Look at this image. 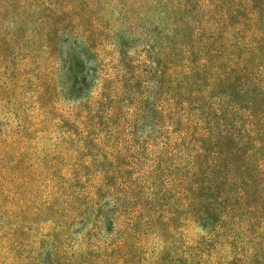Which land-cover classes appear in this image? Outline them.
<instances>
[{
    "label": "trees",
    "instance_id": "1",
    "mask_svg": "<svg viewBox=\"0 0 264 264\" xmlns=\"http://www.w3.org/2000/svg\"><path fill=\"white\" fill-rule=\"evenodd\" d=\"M155 2L171 23L164 33L150 25L133 31L142 36L135 48L143 49L144 61L128 56L125 45L117 51L126 72L118 84L130 112L128 134L117 133V93L99 97L90 127L99 132L97 147L110 149L99 178L74 216L46 234L30 238L26 220L17 227L9 251L22 258L17 264H153L142 251L150 244L163 249L158 264L166 254L171 264H264V67H252L239 51L219 60L242 27L239 5L252 16L264 13V0ZM190 33L204 53L198 64L192 58L187 87L165 65ZM193 87L202 90L192 93ZM105 130H112L107 138ZM87 226L90 248L72 255L70 240ZM100 238L103 258L94 252ZM199 241L214 260L204 257Z\"/></svg>",
    "mask_w": 264,
    "mask_h": 264
},
{
    "label": "rangeland",
    "instance_id": "2",
    "mask_svg": "<svg viewBox=\"0 0 264 264\" xmlns=\"http://www.w3.org/2000/svg\"><path fill=\"white\" fill-rule=\"evenodd\" d=\"M242 5V27L231 33L225 45L232 50H225L219 60L225 63L227 53L239 51L252 67H264V13L258 9L248 16ZM169 23L155 0H0V264L22 261L9 251L23 221L31 222L30 238L46 234L58 221L74 216L72 212L90 195L105 152H110L108 142L104 150L97 147L99 132L90 127L99 97L117 93L121 103L117 133L120 139L128 134L130 112L121 98L124 84H118L126 72L117 51L125 45L128 56L143 62V49L135 48L143 39L133 31L150 25L164 33ZM191 34L189 43L172 51L165 65L187 87L193 81L192 58L198 64L199 53H204V45ZM203 73L199 71V81ZM195 90L202 88H191L192 93ZM111 132L105 130L104 138ZM148 135L137 133L138 138ZM80 227L76 231L80 238L71 239L68 249L77 256L91 245L85 236L90 226ZM98 241L94 252L103 258L99 249L104 238ZM23 243L28 249L26 239ZM150 245L142 251L149 262L158 264L163 249L154 251ZM198 247L206 259H215L201 241ZM169 255L165 264H171Z\"/></svg>",
    "mask_w": 264,
    "mask_h": 264
}]
</instances>
